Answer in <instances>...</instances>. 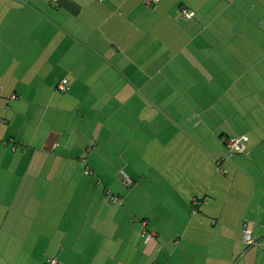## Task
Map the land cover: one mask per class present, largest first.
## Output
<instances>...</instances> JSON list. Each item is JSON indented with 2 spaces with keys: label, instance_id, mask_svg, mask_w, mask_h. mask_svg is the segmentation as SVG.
I'll return each mask as SVG.
<instances>
[{
  "label": "crops",
  "instance_id": "0c3cea01",
  "mask_svg": "<svg viewBox=\"0 0 264 264\" xmlns=\"http://www.w3.org/2000/svg\"><path fill=\"white\" fill-rule=\"evenodd\" d=\"M48 259L264 264V0H0V264Z\"/></svg>",
  "mask_w": 264,
  "mask_h": 264
},
{
  "label": "built area",
  "instance_id": "2783aa9c",
  "mask_svg": "<svg viewBox=\"0 0 264 264\" xmlns=\"http://www.w3.org/2000/svg\"><path fill=\"white\" fill-rule=\"evenodd\" d=\"M142 1L147 6H155L159 0H142ZM181 15H182V17H185V18H191L193 16V14L191 12H188L186 9H181ZM56 88L58 91H60L62 93H66L70 87H69V83L66 79H61L58 81ZM11 99H16V96L12 95ZM226 147L228 150V155L230 156L233 152L241 151L242 143L238 137H234L232 139L227 140ZM224 159H225V157H223L220 161L217 162V173H219L221 175L225 174V171L220 167V164ZM82 162H84V160H82ZM86 173H88L87 170H86ZM122 183L127 188L132 185V181L129 179V177H126ZM109 199H110V201L115 202L119 198L109 194ZM201 203H202V201H200L196 198H193L191 200V202H190V208H191L190 213L192 215L196 213V211H197V209ZM154 235L155 234L153 232H148V231H143V233H142V237L146 243L148 241H150L154 237ZM241 242L244 246H253V245L257 244V242H255V240L252 237L250 224L245 222V221H243L241 224ZM47 264H61V263H59L55 259H48Z\"/></svg>",
  "mask_w": 264,
  "mask_h": 264
},
{
  "label": "rangeland",
  "instance_id": "374dc122",
  "mask_svg": "<svg viewBox=\"0 0 264 264\" xmlns=\"http://www.w3.org/2000/svg\"><path fill=\"white\" fill-rule=\"evenodd\" d=\"M15 122H12L11 123V128H15L17 125H20L21 124V121H17V123H15ZM126 138V137H125ZM125 138H122V141H124V139ZM126 139H129V140H133L134 141V139H136L135 140V143H137V144H134L135 146H139L140 144H145V141H144V139H143V137L139 134V132H138V135H134V134H132V135H128L127 136V138ZM151 145L152 144H159L158 142H156V141H152L151 143H150ZM100 145V144H99ZM92 150L93 152H92V156H95L94 154H97V153H101L102 154V152H101V146L100 147H98V149H96V143H90V146L88 147V149L87 150ZM88 152V151H87ZM111 154L113 153V152H110ZM84 154V156H86L87 155V153L86 152H84L83 153ZM81 162H82V160H81ZM156 166V165H155ZM82 170H83V168H82ZM84 173V172H83ZM120 177H121V180L122 181H124L125 180V178L126 177H129V175L127 174V172L126 171H124V170H121L120 172ZM91 177H89V179H90V182H91V186H90V191H89V193L88 194H93V193H95V192H99L100 194H101V191H102V189H103V183H100L99 182V180L96 178V176L95 175H92L91 173L89 174ZM153 178H155V177H153ZM98 181V182H97ZM75 186H77V191H78V194H82V187L84 186V184H79V185H75ZM122 186H123V191H124V194H128L127 192H129V191H131V189H132V187L130 186V188H127L126 186H124V184L122 183ZM85 187V186H84ZM125 189V190H124ZM86 188H84V191L86 192ZM105 190V189H104ZM103 190V192L105 193V191ZM107 192H110V191H107ZM84 196V195H83ZM83 196H81V197H76V199L77 200H81V202H83ZM76 202V201H75ZM84 203H86V200L84 199Z\"/></svg>",
  "mask_w": 264,
  "mask_h": 264
},
{
  "label": "trees",
  "instance_id": "16d2710c",
  "mask_svg": "<svg viewBox=\"0 0 264 264\" xmlns=\"http://www.w3.org/2000/svg\"><path fill=\"white\" fill-rule=\"evenodd\" d=\"M196 199H198V198H196ZM198 200L204 202V199H198ZM245 247H251V246H245Z\"/></svg>",
  "mask_w": 264,
  "mask_h": 264
}]
</instances>
